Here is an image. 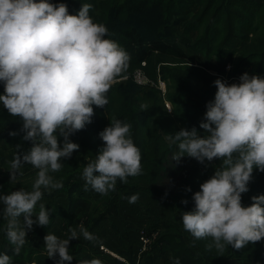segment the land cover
<instances>
[{"label":"clouds","instance_id":"1","mask_svg":"<svg viewBox=\"0 0 264 264\" xmlns=\"http://www.w3.org/2000/svg\"><path fill=\"white\" fill-rule=\"evenodd\" d=\"M91 7L83 4L78 13L71 14L63 2L0 0V82L4 86L0 103L23 121V139L33 142L28 152H17L11 161L10 182L23 175L25 164L39 170L31 191L21 187L0 196L5 205L6 235L17 255L33 225L50 222L51 211L44 204L36 219L34 210L42 199V189L51 192L63 187L49 173L60 171V161L79 150L70 135L92 122L93 105L104 108L108 104L106 94L128 68L129 54L118 42L106 38L108 28L94 22ZM214 84V101L208 102L200 124L207 134L202 136L195 127L183 128L168 138L178 142L176 161L185 155L201 163L222 161L194 193V210L183 212L185 231L196 240L212 238L209 250L223 251L226 246L239 250L264 240V194L253 196L249 206L242 203L254 169L264 172V78L245 72L239 83L218 78ZM99 135L104 146L84 167L82 176L85 190L91 186L107 195L115 190L118 179L127 183L128 177L141 174V152L131 136V125L119 119H111ZM60 136L64 138L62 147ZM138 195L131 196L129 203H135ZM69 232L66 239L51 233L44 237L48 257L58 255V264L72 261V239L81 235L95 239L83 224L79 232L76 228ZM0 264H11V257L0 254ZM80 264L102 261L97 258ZM175 264H180L179 259Z\"/></svg>","mask_w":264,"mask_h":264},{"label":"rangeland","instance_id":"2","mask_svg":"<svg viewBox=\"0 0 264 264\" xmlns=\"http://www.w3.org/2000/svg\"><path fill=\"white\" fill-rule=\"evenodd\" d=\"M102 1L105 0H49V2L55 4L66 3L71 14L78 13L83 4H90L92 7L89 14L93 17L94 22H97V16L103 12L100 5ZM187 1L184 0L182 3L185 9L173 15L170 19L162 16L159 13L160 9L158 7L148 8L142 14H128L125 12L120 15L119 21L122 26H136L137 30L143 35L150 38H160L175 50H179L187 55L184 58L176 52H155L153 57L146 60V65L138 67L139 65L135 63L136 59L133 57L126 43H119L130 56L126 70L128 76L124 78L132 77L137 84L158 88L165 95L168 92L169 86L174 84L170 75L173 74L182 78L183 72L190 69L198 73L203 71L211 77L225 79L229 84L233 83V81L240 82V77L245 72L250 76L258 75L264 78V69L259 74L256 73V68L261 62H264V58L262 59L259 55L256 56L255 53L250 55L248 60L244 59L248 55L247 51L244 50L247 45L245 36L246 34L252 36L253 32L251 29L254 26L251 24L253 21L263 19L262 23H264V7L261 8V6L258 7L255 4H248L247 8L249 9L247 10L244 7L245 2L241 3L236 0H230L226 10L233 9L234 11L233 14L232 12L231 14H229L230 12L223 14L226 20L223 21L226 24L225 30L228 29V18L230 20L242 11L244 15L237 21L235 26L236 28H240L242 37L238 35L226 45H223L225 31H222L220 36L212 34L206 38V42L203 40L199 41L207 31L206 24L208 19H200L199 14L202 9L199 2H192L186 5ZM248 1L258 3V5L263 4L264 6V0ZM124 2L125 0H118L117 4L122 5ZM126 18L128 19L127 22L124 21ZM262 27L263 29L260 30L264 34V25ZM120 38L123 39L121 35ZM211 45H213V49L210 48ZM209 48L211 50V58H205V52ZM200 49H202L204 55L198 51ZM190 64L191 67H189ZM138 69L143 70L144 83L138 82L136 77ZM191 84L194 91L200 94L203 93L204 85L202 82H198V76L194 78ZM163 87L165 90L162 89ZM3 92L4 86L0 82V94H3ZM187 93L188 96H193V94ZM165 102L168 111H172L174 108L173 104L167 99ZM167 103H169V106ZM22 127L23 121L19 117L10 115L3 104L0 103V193L3 195L11 194V192L21 187L31 191L32 184L35 182L39 171L30 164H25L21 169L23 175L18 174L16 180L10 182L11 161L15 158L17 152L22 155L33 146L32 141L23 139L25 132L22 130ZM11 132H16L17 134L10 135ZM58 139L62 147L64 138L60 136ZM69 139L73 142V135H70ZM17 145H20V148H17ZM178 151L179 149L177 153ZM60 162L62 164L61 170L55 173L50 172L49 174L53 176L54 180L62 181L63 187L51 192L42 189L43 196L37 202L34 214L37 215L39 213L40 204L42 203L51 211L50 216L53 214H56L55 217L62 215L63 221L54 224V226L53 223L50 224L47 231L41 237H37L41 229V226L37 224L36 227L30 230L24 244L30 243L32 246L31 242H37V246H40L42 249L41 254L47 260L51 258L47 255L44 237L48 233H51L61 239H66L70 235L69 230L71 228H76L77 232H79V225L83 224L95 236V239L86 240L82 235L79 239H72L69 251L73 258H75L74 256H76L78 251L83 250L95 256L98 254L103 255L100 251V245H108L107 242H109L113 244L109 245L116 252L121 253L126 250L129 254L127 255L126 253L125 261L121 260L123 264H145L146 257L150 254L157 255L153 264H171V259L175 255L169 244L162 240V236L165 233L173 242H184L186 246L190 247V251L186 253L184 258H188L192 264H217L213 258L199 249L198 245L193 242L191 234L185 231L182 214L173 212L160 198L154 195V192L161 194L162 190L170 193L175 192L176 184L174 182H166L164 185H159V188L154 187V189L142 186L123 190L119 187L117 180L115 190L109 191L107 195H102L94 191L91 186H88V190H85L86 181L82 173L84 167L90 162L87 155H81V158L75 159L73 153L70 158H63ZM179 162L183 166L189 164L188 160L184 157ZM186 172L184 170L182 173ZM136 194H139L138 200L135 203H129V198ZM84 206H86V209ZM0 208L4 209L1 205ZM1 209L0 220L3 222L0 225V233H3L5 223L4 218H2L3 211ZM100 216H104L103 219ZM96 219L97 221H94ZM143 227L152 236V243L146 250L141 251L138 235L140 229ZM4 236V234H1L0 239L2 240ZM203 240L206 245H209L206 242L211 243L210 237ZM213 248L216 249L215 247ZM225 250H231L233 254L238 253L239 257H235L237 260H242L240 258L247 259L248 257L246 253H241L242 250H237L232 246H226ZM177 252L181 253L182 251ZM192 257H194V260H192ZM72 261H66L65 264H72ZM184 261L186 260H182L181 263L185 264ZM108 262L115 264L114 261Z\"/></svg>","mask_w":264,"mask_h":264},{"label":"trees","instance_id":"3","mask_svg":"<svg viewBox=\"0 0 264 264\" xmlns=\"http://www.w3.org/2000/svg\"><path fill=\"white\" fill-rule=\"evenodd\" d=\"M229 1L188 0L186 2V5L192 2H199L202 9L199 14L200 19H208L206 24L207 31L199 41L203 40L206 42V38L212 34L220 36L222 31H225L223 45H226L238 35L242 37L240 28L235 27L237 21L244 15L242 11L230 20L228 18V29L225 30L226 24L223 21L226 20L223 14L226 12H230L229 14L232 12L233 14L234 11L233 9L226 10ZM236 1L241 3L245 2L244 7L247 10L249 9L247 8L248 4H255L258 7L261 6V8L264 7L263 4L258 5V3L256 4L248 0ZM183 2L184 0H125L122 5H118V0H105L100 4L103 12L97 16L96 23L104 24L108 28L106 38H110L118 42V44L126 43L133 57L136 59L135 63H138V67H142V63L153 57L155 52L167 53L171 51L186 58V54L175 50L172 46L164 42V40L145 36L137 30L136 26H122L119 21L120 15L125 12L128 14H142L148 8L152 7H158L160 9L159 13L165 18L170 19L173 15L185 9L183 8ZM124 21L127 22L128 19L126 18ZM262 21L263 19L253 21L251 24L254 26L251 29L253 32L252 36L248 34L245 36L247 45L244 50L248 54L244 57L246 60H248L250 55L255 53L256 56L259 55L262 59L264 58V34L260 30L263 29L262 26L264 25ZM120 35L123 39L120 38ZM210 48L213 49V45ZM210 48L205 52V58H211ZM198 51L203 53L202 49ZM263 69L264 62H261L256 68V73L259 74ZM125 76H128L127 71H124L117 78V82L112 85L106 94L108 104L104 108L93 105L95 114L92 117V122L87 124L84 129L72 134L74 137L73 142L80 145L79 150L73 152L74 158L79 159L81 155H87L90 162L94 161L96 155L99 154L100 149L104 146V141L101 139L99 133L110 125L111 119H119L122 122L128 123L131 125L133 141L141 152L142 171L140 175L128 177L127 183L118 179L119 187L123 190L142 186L154 189V187L159 188V185H164L166 182H174L176 184L175 192L170 193L162 190L160 192L161 194L154 192V195L160 198L173 212L183 215L185 211H192L195 208V202L193 200L194 193L200 190V185L214 174L216 168L222 164V161L220 159H213L211 162L205 160L201 163L195 158L185 155L183 157L188 160L189 164L183 166L179 161L173 159L178 150V142L174 143L168 137L183 128L191 130L193 127L197 128L202 136L207 134L200 128V124L207 111L208 102L214 101L217 91L214 81L218 78L208 76L203 71L198 73L193 69L183 72L182 78L171 74L170 77L174 84L169 86L168 92L165 95L158 88L137 84L132 77L124 78ZM196 76H198V82H202L204 85L202 94L192 89L191 83ZM233 83L239 82L233 81ZM187 92L193 94V96H188ZM166 99L174 106L170 112L165 105ZM184 170L187 172L182 173ZM189 188L191 191H188ZM261 194H264V172L254 169L253 178L249 183V191L242 194L243 205H251L253 203L252 197ZM184 200H187L188 203L184 204L182 202ZM84 207L86 209V206ZM55 216L56 214L50 216V222L47 226L40 227L41 229L37 237L43 236L50 224L53 223ZM100 217L103 219L104 216ZM94 221H97V219ZM2 222L0 220V225ZM4 223V231L0 233V236L1 234L5 235L2 240L0 239V254H8L11 257V264H58L59 256L57 255L55 259L51 258L47 260L41 254L42 249L40 246H37V242H31L32 246L30 243H28L29 245H23L20 253L18 255L15 254V246L9 242L6 235L7 220L5 218ZM162 238L163 241L169 244L172 252L174 251L175 256L171 259V264H175L177 259H179L180 264H182L181 261L184 259L186 260L184 261L185 264H192L188 258H184L186 253L190 251V247L181 241V243L173 242L165 233ZM191 238L198 245L199 249L213 258L217 264H225L228 259L239 257L238 253L233 254L231 250L224 249L223 251H217L214 248L209 250L203 239L196 240L192 236ZM210 239L212 240V238ZM211 240L210 242L212 243ZM206 243L211 244L209 242ZM239 250H242L241 253H246L248 255L247 258L264 256V240L256 243L250 242L247 246ZM177 251L182 252L179 253ZM98 255L95 256L78 251L76 256H74L75 258H73L72 264H80L81 261H91L97 258L102 261V264H112L108 262L109 260L107 261L109 258L114 259L115 264H123L117 258ZM156 256L148 255L145 264H153ZM192 260H194V257H192Z\"/></svg>","mask_w":264,"mask_h":264},{"label":"built area","instance_id":"4","mask_svg":"<svg viewBox=\"0 0 264 264\" xmlns=\"http://www.w3.org/2000/svg\"><path fill=\"white\" fill-rule=\"evenodd\" d=\"M142 64L146 65V61H144ZM136 77H137L139 83L145 82V78H144V74H143L142 69L137 70ZM162 89L165 90L164 87ZM167 105L169 106V103H167ZM139 241L141 244V247H140L141 251L146 250L147 247L150 246L152 243V236L147 232V230L144 227L141 228L139 231ZM100 251L105 256H111V257L117 258V259L122 260V261L126 260L124 256H122L121 254L116 252L113 248H111L107 244H101L100 245Z\"/></svg>","mask_w":264,"mask_h":264},{"label":"crops","instance_id":"5","mask_svg":"<svg viewBox=\"0 0 264 264\" xmlns=\"http://www.w3.org/2000/svg\"><path fill=\"white\" fill-rule=\"evenodd\" d=\"M13 148V147H12ZM1 195H3L2 193H0V196ZM4 196V195H3ZM0 205L2 206V207H5V205L3 204V201L2 200H0ZM62 215L61 216H57V217H55V219H54V221H53V226H54V224H58V223H60V222H62L63 220H62ZM33 219H36V217H35V214H34V216H33ZM20 224H21V227H23V216H21V218H20ZM37 226V224H34L33 225V228L34 227H36ZM29 232H30V230L28 231V233H27V236L29 235ZM138 237H139V235H138ZM26 239H27V237H26ZM26 243V242H25ZM108 243V245L110 244V245H113V244H111V243H109V242H107ZM136 243V242H135ZM137 243H138V240H137ZM109 245V246H110ZM111 247V246H110ZM126 247H127V245H126ZM111 248H113V247H111ZM135 251V250H134ZM82 252H84V253H86V251H82ZM123 252V251H122ZM119 253V254H121L122 256H126V253H127V251L125 250V252H123V253ZM127 255H129L128 253H127ZM240 259H242V260H237L235 257L234 258H230V259H228L227 260V262L225 263V264H264V256H261V257H257V256H254V257H249V258H247V259H243V258H240ZM107 260H109V261H114V259H111V258H109V259H107ZM157 262H158V260H157ZM166 264V263H165ZM167 264H169V263H167Z\"/></svg>","mask_w":264,"mask_h":264}]
</instances>
